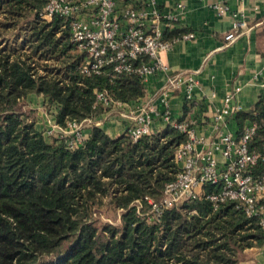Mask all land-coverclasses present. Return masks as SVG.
Segmentation results:
<instances>
[{
  "label": "trees",
  "instance_id": "1",
  "mask_svg": "<svg viewBox=\"0 0 264 264\" xmlns=\"http://www.w3.org/2000/svg\"><path fill=\"white\" fill-rule=\"evenodd\" d=\"M46 2L0 0V264H238L246 248L262 245L257 219L233 200L213 207L191 198L155 218L142 214L150 208L144 196L157 200L178 169L174 152L186 135L173 125L137 141L93 125L70 147L27 122L22 104L30 93L53 106L60 125L104 112L95 89L122 102L144 93L137 74L110 65L81 73L86 55L71 40L67 19L41 17ZM255 110L237 117L258 120L250 147L260 149L264 97ZM257 167L264 170V162ZM97 206L121 209L120 225H98Z\"/></svg>",
  "mask_w": 264,
  "mask_h": 264
},
{
  "label": "built area",
  "instance_id": "2",
  "mask_svg": "<svg viewBox=\"0 0 264 264\" xmlns=\"http://www.w3.org/2000/svg\"><path fill=\"white\" fill-rule=\"evenodd\" d=\"M176 6L183 7L179 2ZM215 7L218 15H224L229 9L226 4H216ZM55 14L68 20L71 40L76 49L86 55L80 65L81 73H101L104 66L110 65L113 71L137 74L144 85L151 75L165 72L168 76L162 101L166 106L167 94L182 86L188 107L183 118L171 119L168 109L162 113L169 124L186 135L174 152L178 169L175 177L165 183L157 200L144 196L156 217L164 208L191 198L205 197L213 207L221 201L233 200L246 216L257 219L264 234V170L257 167L264 162V142L260 149L250 147L259 126L258 120L246 119L239 131L232 126L236 115L245 110L237 100L240 87L226 91L217 102L215 91L207 95L211 110L208 120L203 121L206 109H197L194 90L198 83L195 77L189 72L171 73L164 60V54L176 40L190 39L196 34L188 31L173 39L166 38L162 26H170V21L177 15L160 10L157 0H143L141 5L118 0H47L40 12L41 17L50 20ZM247 28L246 18L232 12L231 26L224 34L226 42L233 41ZM137 59L139 63L134 64ZM259 85L264 97V79ZM94 94L96 102L105 107L104 113L123 105L106 89H95ZM249 111L257 114L255 106ZM159 112L152 103L129 111L124 132L132 141H137L143 135L160 131L152 128L153 114ZM98 124L97 117L67 121L66 125L53 119L45 134L63 139L68 146L74 147L83 142L85 127ZM206 185L218 189L206 190ZM135 204L139 211L142 207L140 200L136 199Z\"/></svg>",
  "mask_w": 264,
  "mask_h": 264
},
{
  "label": "crops",
  "instance_id": "3",
  "mask_svg": "<svg viewBox=\"0 0 264 264\" xmlns=\"http://www.w3.org/2000/svg\"><path fill=\"white\" fill-rule=\"evenodd\" d=\"M118 1L138 5L143 3V0ZM178 2L182 3L181 9L176 6ZM157 3L160 10L172 11L177 15L176 19L170 21V26H162L164 32L179 30L181 34L188 31L196 34L190 39L176 40L164 54V60L171 73L189 72L195 77L198 83L194 90L198 101L197 109H206L203 121H207L210 115L211 107L207 105L206 98L212 91L217 94V102L226 91L239 86L237 100L245 108L242 112L255 106L262 97L263 89L259 82L264 79V0H157ZM216 4H226L229 9L224 15H218ZM232 12L245 17L248 28L227 43L224 34L231 26ZM175 37L177 36L168 39ZM167 76L161 71L151 75L144 84V93L140 98L123 102L111 115L107 116L109 112L101 113L97 117L98 126L113 137L120 135L127 125L126 113L150 103L160 111L153 114L154 130H162L169 124V120L162 114L166 109L169 110L171 119L183 118L188 107L182 86L167 94L164 99L167 106L162 101ZM237 116L232 126L239 131L249 117L238 121ZM106 117L109 119L105 120ZM238 264H264V243L246 248Z\"/></svg>",
  "mask_w": 264,
  "mask_h": 264
},
{
  "label": "rangeland",
  "instance_id": "4",
  "mask_svg": "<svg viewBox=\"0 0 264 264\" xmlns=\"http://www.w3.org/2000/svg\"><path fill=\"white\" fill-rule=\"evenodd\" d=\"M9 38L13 40V35L10 34ZM2 39V36H0V41H2ZM11 45L15 46L16 42L12 41ZM22 110L28 112L30 115L27 122L42 128L44 132L53 122V106L47 104L40 95H36L35 93H30L27 96L25 102L22 104ZM115 111H110L107 116L113 114ZM108 119L109 118L106 117L105 120ZM87 129V127L84 128V133L87 132ZM142 214L148 215L151 218L156 217L155 213L150 210V208ZM120 215L121 209H109L107 206H97L93 210V218L98 222V225L101 223L120 225ZM45 258L48 259L49 257Z\"/></svg>",
  "mask_w": 264,
  "mask_h": 264
}]
</instances>
